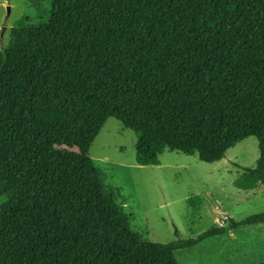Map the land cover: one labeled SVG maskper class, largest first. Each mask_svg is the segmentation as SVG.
Wrapping results in <instances>:
<instances>
[{
    "label": "trees",
    "instance_id": "16d2710c",
    "mask_svg": "<svg viewBox=\"0 0 264 264\" xmlns=\"http://www.w3.org/2000/svg\"><path fill=\"white\" fill-rule=\"evenodd\" d=\"M51 4L0 52V264H179L229 229L143 241L90 148L110 118L136 135L140 166L167 149L213 164L255 137L260 159L235 186L264 188V0Z\"/></svg>",
    "mask_w": 264,
    "mask_h": 264
},
{
    "label": "rangeland",
    "instance_id": "374dc122",
    "mask_svg": "<svg viewBox=\"0 0 264 264\" xmlns=\"http://www.w3.org/2000/svg\"><path fill=\"white\" fill-rule=\"evenodd\" d=\"M51 10V0H0V52L10 48L17 22L27 19L42 24ZM136 143L131 130L110 118L89 154L103 181L120 190L131 229L143 241L167 244L199 238L214 227L228 228L198 249L176 251L178 263L258 264L264 260V224L231 227L233 221L264 213L263 187L245 191L235 186L243 169L255 168L260 159L255 137L238 143L213 164L167 149L160 155V165L140 166ZM5 200L0 187V205Z\"/></svg>",
    "mask_w": 264,
    "mask_h": 264
},
{
    "label": "crops",
    "instance_id": "0c3cea01",
    "mask_svg": "<svg viewBox=\"0 0 264 264\" xmlns=\"http://www.w3.org/2000/svg\"><path fill=\"white\" fill-rule=\"evenodd\" d=\"M1 5H2V6H4V5H5V3H2Z\"/></svg>",
    "mask_w": 264,
    "mask_h": 264
}]
</instances>
